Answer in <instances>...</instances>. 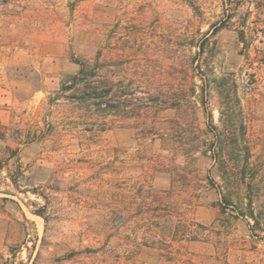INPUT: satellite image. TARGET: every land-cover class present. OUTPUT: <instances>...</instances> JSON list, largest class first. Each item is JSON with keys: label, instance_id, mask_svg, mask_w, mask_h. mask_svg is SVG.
I'll return each instance as SVG.
<instances>
[{"label": "rangeland", "instance_id": "374dc122", "mask_svg": "<svg viewBox=\"0 0 264 264\" xmlns=\"http://www.w3.org/2000/svg\"><path fill=\"white\" fill-rule=\"evenodd\" d=\"M224 102L264 165V0H0V264H264L198 143Z\"/></svg>", "mask_w": 264, "mask_h": 264}, {"label": "trees", "instance_id": "16d2710c", "mask_svg": "<svg viewBox=\"0 0 264 264\" xmlns=\"http://www.w3.org/2000/svg\"><path fill=\"white\" fill-rule=\"evenodd\" d=\"M229 17L227 14L226 18ZM243 35L244 32H241ZM244 36V35H243ZM242 39H244L242 37ZM204 85L201 89V94L198 96L199 103L202 104L204 111L206 112L209 99L211 96L210 83L205 78H202ZM95 96H87L90 99H102L104 96L100 94H94ZM110 95V94H108ZM195 95V90L191 93L183 91L178 98V103L181 106H188L191 102V96ZM175 101V100H172ZM103 103V102H99ZM108 104V103H107ZM112 108L113 106L107 105ZM231 108L228 106V102H224L223 110H221V127L214 126L215 133L213 139L207 141L199 140L201 146L202 155L209 159L213 166H215L220 173L222 179V186L220 188L223 199L229 205H238L239 214L249 220L254 221V228L264 231V165L260 157L257 160L252 161L254 156L253 149L257 146V142L253 139L247 138L244 134L246 132V122L242 121L237 126L235 118L231 117ZM223 111V112H222ZM242 128V134L240 131ZM240 131V133H239ZM111 150L107 151L110 154ZM113 165L111 161L109 163ZM174 194V192H170ZM162 195L157 194L153 196L152 202L144 204L142 207L144 211L139 212L138 215H145L138 218L137 223L140 228H144L153 234H157L155 227L159 220L167 221L170 226V218L172 217L174 207L176 204L169 200L164 207ZM237 199V201H235ZM242 205V206H239ZM182 216H186L188 213L184 211ZM112 214L106 222L113 224L116 219L113 217V210L109 212ZM180 223H182L183 236L192 234V223L184 217H180ZM263 225V226H262ZM167 230L168 226L165 227ZM161 235V234H157ZM167 235V234H165ZM162 236V235H161ZM156 243V242H155ZM168 243V242H167Z\"/></svg>", "mask_w": 264, "mask_h": 264}]
</instances>
